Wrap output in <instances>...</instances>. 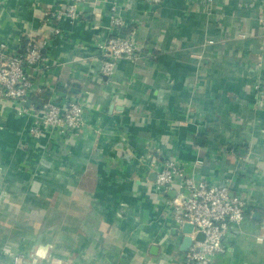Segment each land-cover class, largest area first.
<instances>
[{
	"label": "crops",
	"instance_id": "1",
	"mask_svg": "<svg viewBox=\"0 0 264 264\" xmlns=\"http://www.w3.org/2000/svg\"><path fill=\"white\" fill-rule=\"evenodd\" d=\"M65 1L0 0V43L45 44L31 103L88 106L80 132L41 138L0 108V264H181L167 200L181 177L163 196L150 170L169 158L249 201L217 264H264V0H90L75 20L48 15ZM118 33L140 58L108 78L97 44Z\"/></svg>",
	"mask_w": 264,
	"mask_h": 264
},
{
	"label": "built area",
	"instance_id": "2",
	"mask_svg": "<svg viewBox=\"0 0 264 264\" xmlns=\"http://www.w3.org/2000/svg\"><path fill=\"white\" fill-rule=\"evenodd\" d=\"M90 0H66L60 11L51 17L66 16L72 20L80 17L81 6ZM213 1V0H209ZM116 4L112 10H116ZM116 26L122 20L112 15ZM53 17V18H54ZM59 31V29H56ZM101 73L112 78L122 60H137L141 51L137 42L128 34H113L98 42ZM45 44L28 37L24 48L10 49L7 43H0V108H11L17 114L31 117L29 133L41 138L45 132L67 135L78 133L84 127L87 103L83 99L66 96L63 102L45 100L41 104L31 103L34 91V72L47 63ZM261 65V64H260ZM264 95V81L255 86ZM50 130V131H49ZM186 163L177 158L153 161L150 170L154 172V187L163 196L172 190L175 177H181V184L174 197L167 199L171 215L180 228L192 223V243L182 255L181 264H217L218 255L228 251L226 238L233 225L242 224L247 218L249 201L243 194L234 193L228 182L211 183L186 171ZM185 232V231H184ZM203 233V239L198 234ZM184 234H187L186 232ZM259 240H262L259 237ZM25 256L15 254L13 264H24Z\"/></svg>",
	"mask_w": 264,
	"mask_h": 264
},
{
	"label": "water",
	"instance_id": "3",
	"mask_svg": "<svg viewBox=\"0 0 264 264\" xmlns=\"http://www.w3.org/2000/svg\"><path fill=\"white\" fill-rule=\"evenodd\" d=\"M31 101H32L31 99L28 101V105L30 104ZM169 193H171V192H169ZM193 227L194 226H193L192 223H186L183 226L184 231L187 233L185 235L184 239H183V242H182V249L183 250H187L189 248V246L191 245V243H192V236L189 233L192 232ZM197 237L200 238V239H203L204 234L203 233H199Z\"/></svg>",
	"mask_w": 264,
	"mask_h": 264
},
{
	"label": "trees",
	"instance_id": "4",
	"mask_svg": "<svg viewBox=\"0 0 264 264\" xmlns=\"http://www.w3.org/2000/svg\"><path fill=\"white\" fill-rule=\"evenodd\" d=\"M27 40H28V37L27 36L23 37V45L21 47L22 49L24 48L25 43L27 42Z\"/></svg>",
	"mask_w": 264,
	"mask_h": 264
}]
</instances>
